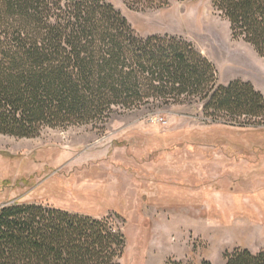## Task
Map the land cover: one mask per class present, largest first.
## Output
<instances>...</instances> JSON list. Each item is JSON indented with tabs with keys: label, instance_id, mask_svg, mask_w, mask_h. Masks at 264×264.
Here are the masks:
<instances>
[{
	"label": "rangeland",
	"instance_id": "374dc122",
	"mask_svg": "<svg viewBox=\"0 0 264 264\" xmlns=\"http://www.w3.org/2000/svg\"><path fill=\"white\" fill-rule=\"evenodd\" d=\"M105 1L141 37L193 43L220 84L243 80L264 94V58L233 38L212 0H170L162 8ZM230 120L215 121L193 102L117 111L103 128L0 135V208L36 202L107 220L125 237L119 264H227L236 249L259 253L264 118Z\"/></svg>",
	"mask_w": 264,
	"mask_h": 264
},
{
	"label": "trees",
	"instance_id": "16d2710c",
	"mask_svg": "<svg viewBox=\"0 0 264 264\" xmlns=\"http://www.w3.org/2000/svg\"><path fill=\"white\" fill-rule=\"evenodd\" d=\"M125 1L138 8L170 2ZM212 1L233 38L264 58V0ZM193 102L215 121L231 119L226 125L264 118V94L252 83L220 84L215 65L193 43L141 37L105 0H0V135L103 128L117 111ZM124 246L107 220L36 202L0 208V264H119ZM226 259L264 264V251L236 249Z\"/></svg>",
	"mask_w": 264,
	"mask_h": 264
}]
</instances>
